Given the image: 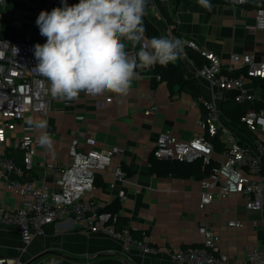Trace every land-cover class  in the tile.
I'll return each mask as SVG.
<instances>
[{"label": "crops", "instance_id": "0c3cea01", "mask_svg": "<svg viewBox=\"0 0 264 264\" xmlns=\"http://www.w3.org/2000/svg\"><path fill=\"white\" fill-rule=\"evenodd\" d=\"M67 3L71 6L79 0H67ZM257 4H264V0L236 6L226 0H217L211 4V10L200 6L198 0H159L161 14L148 10V16L162 35L193 39L201 48L220 56L226 66L232 52H250L256 59L264 61V31L255 30ZM55 7L56 3L50 0H6L0 8L1 35L30 38L44 44L46 38L40 35L36 19L41 11L50 12ZM138 47L134 49L127 44L126 50L135 54ZM177 61L195 80L201 90L199 96L179 86L172 91L168 82L155 74V66L137 69V77L126 96L110 92L100 94L103 98L113 97L101 108L84 92L72 101L53 98L47 115H27L11 133L19 137L28 132L37 138L38 154L27 177H33L38 184L45 180L53 185L56 176L54 171L44 167L43 156L68 163L71 160L69 148L76 137L82 140L92 136L99 148L114 149L113 164L97 175L93 199L102 209L118 201L121 208L117 228L128 227L135 238H141L145 231L156 252L145 255L136 248L126 251L121 240L81 229L63 219L48 224L45 234L35 236L25 252L21 250L18 225L0 224V258H21L25 264H181L172 259L171 253L178 248L200 245V226L204 222L220 236L219 250L229 256L231 264L235 258H245L256 245L264 249V210L248 209L245 199L238 194L215 198L202 209L201 178L157 176L149 169V156L155 152L159 133L168 131L182 140L206 133L199 120L207 113L201 99L210 95L209 84L188 56L179 54ZM238 69L240 66L234 70ZM245 84L263 107L264 85L261 80L248 77ZM153 105L158 109L146 114L145 111ZM220 106L223 124L241 142L254 144L258 138L264 140V132L253 131L244 123L232 121L224 113L222 104ZM28 119L34 122L46 120L47 127L29 126ZM44 131L53 140L50 149L37 142ZM218 137L225 147L216 151V162L224 159L227 145L224 137ZM9 153L18 164H23V151L12 147ZM118 163L123 165L128 180L117 181L111 186L114 167ZM244 173L251 179H259L258 174L246 170ZM0 199L11 207L21 204L20 197L6 187L1 171ZM231 219L240 221L241 226L228 225Z\"/></svg>", "mask_w": 264, "mask_h": 264}, {"label": "built area", "instance_id": "2783aa9c", "mask_svg": "<svg viewBox=\"0 0 264 264\" xmlns=\"http://www.w3.org/2000/svg\"><path fill=\"white\" fill-rule=\"evenodd\" d=\"M6 0H0V8ZM56 7H62V0H50ZM162 1V0H161ZM236 6L247 0H226ZM148 10L161 14L159 0H149ZM1 18V12H0ZM264 31V7L256 10L255 30ZM181 55L187 56L186 47L198 50L209 62L198 66L197 71L208 82L210 95L201 102L207 113L199 120L206 133L196 135L189 140H182L168 131L159 133L155 155L161 159L194 161L203 159L210 163L216 153L210 137L222 136L227 144L224 159L212 166L207 177L201 180L200 207L203 209L215 198H224L232 194L241 195L250 210H264V140L258 138L254 144L241 142L236 134L222 122L221 103L227 93H234L238 102L254 101V93L245 84V78H264V61L255 58L250 52L230 54L229 63L224 66L216 53L201 48L193 39H183ZM30 38H7L0 35V171L6 187L13 190L21 200L17 207H11L0 199V224H16L22 238V251H27L37 235L45 234L48 224H56L63 219L69 220L81 229L100 232L121 240L126 251L133 248L148 255L156 252L144 231L141 238H135L128 227L117 228L118 212L102 209L93 199L92 192L96 187L97 175L113 164L114 149L99 148L97 140L88 136L76 137L69 148L71 160L62 163L47 155L43 156L46 169L55 172L54 184L42 180L38 184L30 175L34 167V158L38 154L37 138L32 133L19 137L11 135L18 122L27 115L48 114L53 97L50 94L49 82L33 68L37 61L34 58V45ZM19 51L16 54L14 48ZM236 66L244 71L240 75H231ZM160 77V76H159ZM84 95L94 101L98 108L103 107L113 97ZM158 109L157 105L148 108L145 113L151 114ZM241 121L251 130L264 132V110L250 108ZM83 141V143H82ZM23 151V164L9 153L10 148ZM244 170L258 174L259 179H251ZM128 175L121 163L114 167L111 186L117 181H127ZM230 226H241L238 220H228ZM202 242L200 245L178 248L171 253L172 259L181 264H231L226 253L220 252V236L207 223L200 226ZM0 264H25L21 258L8 260L0 258ZM232 264H264V249L256 245L245 258H235Z\"/></svg>", "mask_w": 264, "mask_h": 264}, {"label": "clouds", "instance_id": "9594fccd", "mask_svg": "<svg viewBox=\"0 0 264 264\" xmlns=\"http://www.w3.org/2000/svg\"><path fill=\"white\" fill-rule=\"evenodd\" d=\"M200 6L211 10L210 0H198ZM50 12L41 11L36 19L44 44L34 45L33 68L50 84L53 98L72 101L81 92L96 96L105 92L126 96L137 69H149L157 64L175 62L183 41L168 35L147 38L144 17L148 15L149 0H79ZM138 47L130 54L127 44ZM14 48L17 54L19 49ZM29 126L46 129L47 121ZM51 148L53 140L44 131L37 141Z\"/></svg>", "mask_w": 264, "mask_h": 264}, {"label": "trees", "instance_id": "16d2710c", "mask_svg": "<svg viewBox=\"0 0 264 264\" xmlns=\"http://www.w3.org/2000/svg\"><path fill=\"white\" fill-rule=\"evenodd\" d=\"M217 0H210V3H214ZM251 2H257V0H247L244 4ZM258 8L264 7V4H257ZM144 26L146 29V37L151 38L153 36L162 35L158 26L152 22L147 15L144 17ZM1 35V31H0ZM186 53L188 58H190L196 66H201L209 60L202 56L201 53L191 47H186ZM244 69L233 70L230 72L231 75H240ZM155 74L161 76V80L168 82L170 89L173 91L175 86H179L182 90L191 92L194 96H199L201 90L197 86L195 80L189 77L184 68L176 60L175 62H170L166 66H160L159 64L155 65ZM264 85V78H259ZM222 109L226 116H228L232 121L243 123L241 117L250 109L254 108L257 111L264 109L259 101H245L238 102L235 100L234 93L230 92L226 94V98L222 101ZM211 141L214 144L215 151H222L224 149V143L218 136L210 137ZM150 171L157 176H179V177H191L196 176L197 178L204 179L209 174L212 166L216 164V161L206 163L203 159H197L194 161H181V160H171V159H161L155 155V152H152L149 156ZM121 205L118 201H115L111 205L104 208V210L111 212H119ZM120 220V216H119ZM118 220V223H119ZM117 223V225H118Z\"/></svg>", "mask_w": 264, "mask_h": 264}]
</instances>
